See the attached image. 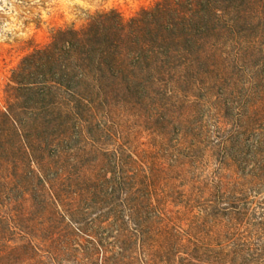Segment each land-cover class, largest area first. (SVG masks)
<instances>
[{
	"label": "rangeland",
	"instance_id": "obj_1",
	"mask_svg": "<svg viewBox=\"0 0 264 264\" xmlns=\"http://www.w3.org/2000/svg\"><path fill=\"white\" fill-rule=\"evenodd\" d=\"M155 1L0 0V107L12 72L55 30L80 28L102 10L131 18ZM222 51L216 75L196 93L129 95L87 110L85 123H36L39 143H50L26 194L34 206L25 218L37 221L36 264L144 259L123 251L107 226L130 223L135 195L121 192L120 176L136 159L169 172L148 194L163 213L152 219L161 245L154 264H264V43L232 42ZM176 160L187 164L186 179L203 183L175 185L180 172L169 163ZM219 176L229 184L225 195Z\"/></svg>",
	"mask_w": 264,
	"mask_h": 264
},
{
	"label": "trees",
	"instance_id": "obj_2",
	"mask_svg": "<svg viewBox=\"0 0 264 264\" xmlns=\"http://www.w3.org/2000/svg\"><path fill=\"white\" fill-rule=\"evenodd\" d=\"M51 38L12 72L0 107V264H36L37 221L25 218L34 206L27 207L32 196L26 194L34 191L38 159L47 156L50 145L39 143L36 123H85L87 110L129 95L203 90L230 43H264V0H156L131 18L114 9L94 12L82 27L58 28ZM152 165L133 160L132 171L120 176L121 192L135 195L129 209L133 226L121 218L107 225L117 228L114 239L123 251L143 256L137 264H154L161 251L152 219L161 221L163 213L149 195L155 179L163 174L168 179L169 172ZM186 165L169 163L180 172L174 184H202L194 175L186 179ZM217 179L225 195L229 184Z\"/></svg>",
	"mask_w": 264,
	"mask_h": 264
}]
</instances>
